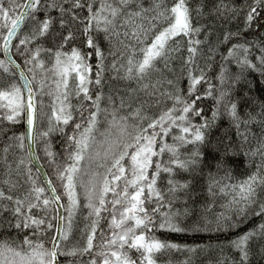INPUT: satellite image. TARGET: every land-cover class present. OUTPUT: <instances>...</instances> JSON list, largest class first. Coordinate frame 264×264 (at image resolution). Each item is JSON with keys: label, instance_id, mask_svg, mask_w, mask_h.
<instances>
[{"label": "snow or ice", "instance_id": "1", "mask_svg": "<svg viewBox=\"0 0 264 264\" xmlns=\"http://www.w3.org/2000/svg\"><path fill=\"white\" fill-rule=\"evenodd\" d=\"M208 17L211 26L200 22ZM201 32L204 39L195 38ZM185 38L175 78L172 62ZM0 50V264H158L157 253L200 246L156 231L232 232L251 216L260 223L203 247L218 249L214 264L264 260V91L254 96L249 79L255 72L264 84V0H0ZM93 54L97 86L107 54L113 75L139 87L109 94L102 107L103 92L93 96L90 88ZM21 120L25 131L17 133L11 126ZM38 143L62 191L47 173L34 177ZM241 168L247 171L237 177ZM81 204L86 239L69 247ZM85 254L86 262L60 259Z\"/></svg>", "mask_w": 264, "mask_h": 264}, {"label": "trees", "instance_id": "2", "mask_svg": "<svg viewBox=\"0 0 264 264\" xmlns=\"http://www.w3.org/2000/svg\"><path fill=\"white\" fill-rule=\"evenodd\" d=\"M150 0H144L145 4H148ZM174 2V0H168V3L171 4ZM239 2V0H237ZM5 3H7V0H5ZM189 3H192V0H189ZM193 19L195 22L196 16L195 12H193ZM211 17H208L207 19H201V23L208 24V26H211ZM207 30V29H204ZM195 38H198L200 40H203V32ZM80 39H83V37H80ZM77 46H82L79 43V40L76 42ZM198 47L203 49L205 52L207 51V45L206 44H201ZM105 52L107 53L108 51V46L105 43L104 44ZM12 55L13 58H17L15 55V48L13 47L12 49ZM187 55V38L184 39V46L181 48L180 52H177L175 54L176 58L173 60V66L175 69V78H180L182 77V72H181V67L180 65L183 63L182 56ZM3 58V52L0 50V59ZM113 56L107 55L105 56L104 64H105V70L102 73V85L97 86L95 84V74H96V58L95 55L90 59V63L92 64V71L89 73V76L91 77L93 83L91 84V92L92 95L94 96L97 91H102L104 96L101 101V106L103 107L105 104H107V97L109 94L115 96L117 94L122 95V96H129V92L127 89L129 88H138L139 86L137 85L136 81H128L120 78V74L113 75V72L110 68L111 62L113 60ZM218 59V57H217ZM196 61L200 64L201 67L204 65V61L201 58V56L197 55ZM21 64H23L22 61H18ZM193 67H196V64H193ZM30 75V74H29ZM159 75V73L153 72L150 74L151 79H155L156 76ZM170 78H174L172 73H168ZM209 77H212L215 75L214 72H209L208 73ZM75 74H71L70 80H69V88L70 91L73 93L71 100L73 105L77 103L76 97L74 95L75 93V84L77 81L75 80ZM249 79L254 80V85H253V92L252 94L254 96L259 97L261 95V92L264 91V84L261 83L260 78L258 73H251ZM180 86L186 91L187 90V78L183 77L180 79ZM215 83V81H213ZM204 84L201 83L197 85V87L203 91L204 89ZM51 87L54 89L55 85H51ZM132 98L134 99L136 96H139L141 99H145L144 93L143 92H133L131 93ZM44 100L46 102V105L50 102V97L45 95ZM212 101L209 99L206 101L207 106H211ZM50 111V110H49ZM148 111L150 114H158L159 109L158 108H149ZM79 115V113H77ZM85 116H87V112L84 113ZM41 126H46L47 124V118H45L43 121L40 122ZM104 123L102 122L100 127L101 129L104 128ZM13 130L17 133H22L25 131V124L24 121L21 120L19 123L12 125L11 126ZM99 138V137H98ZM170 139V138H169ZM53 140V148L57 151L61 149V138L59 133L55 134L52 138ZM5 139L3 137H0V157L3 156V147H4ZM17 153V157L19 158V149H15ZM36 154L40 158V165L43 168L44 172L48 174V176L53 180V182L57 185L58 191H62V189L59 188V182L56 180V177L52 174V169L51 166L47 162V158L44 156L43 152L41 151V146L38 143V146L36 148ZM9 160H13V155L10 150L9 155H8ZM243 158L241 157V160ZM14 167V165H13ZM29 167H32L29 165ZM253 167H255V164H253ZM3 169H4V164L2 160H0V180L3 179ZM32 171L35 176H39L38 173L34 170L32 167ZM247 169L246 168H241L239 169L235 175L239 177L242 173H246ZM163 175V174H162ZM20 179V178H17ZM24 180H26V176L21 179V183H24ZM39 183V180L37 181ZM161 185H166V181H161ZM27 186V185H25ZM111 195V194H109ZM208 199V194L206 191L202 192L200 194V200L204 201ZM81 202H83V196L80 197ZM66 202V201H65ZM200 201H198L199 203ZM219 200L217 201V207L215 208V211H219ZM87 209L83 208L81 204V208L77 213V216L75 217V227L73 229V234L71 236L70 241L68 242V246H78L84 243L86 237L82 235L80 229L84 227L85 223V214L87 213ZM211 211L209 212V215L211 216ZM66 215V213H65ZM55 223V221H54ZM260 223V218L256 216H251L249 217L244 223H242L235 231L232 232H220V233H188V232H182V233H175V232H164V231H156V236L162 240H170L172 242H175L180 245H187L189 247H194V246H200V247H194V250L192 252H189L185 248H181L179 250L176 249H169L162 251L160 253L156 254V259L158 261V264H184L185 261H187V264H214V261L218 259V249L217 250H208L204 248L203 246L209 244L210 242L213 244H216L218 241H226L228 239H231L233 236H235L238 233L247 231L250 228H253L254 226L258 225ZM101 227L107 229V219L101 221ZM211 238V239H210ZM102 237L101 233L98 229L97 234H96V240L95 243L99 245L101 243ZM255 250V249H254ZM229 252H231V249H228ZM135 255V253H134ZM234 255L238 258V253H234ZM90 257L85 254L83 256H79L77 258L73 257H66L62 256L60 257L62 262H67L68 260H73V259H78L79 261L86 262ZM252 264H264V260H259L257 261L256 257L252 258Z\"/></svg>", "mask_w": 264, "mask_h": 264}, {"label": "water", "instance_id": "3", "mask_svg": "<svg viewBox=\"0 0 264 264\" xmlns=\"http://www.w3.org/2000/svg\"><path fill=\"white\" fill-rule=\"evenodd\" d=\"M40 167V172L38 173L40 178H43V175H44V170L42 169V167L40 165H38ZM34 169L36 170V168L34 167Z\"/></svg>", "mask_w": 264, "mask_h": 264}]
</instances>
